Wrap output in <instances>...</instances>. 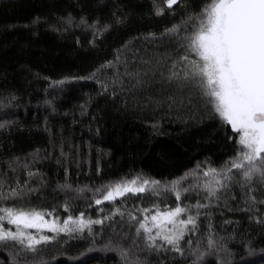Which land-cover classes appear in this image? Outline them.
Returning a JSON list of instances; mask_svg holds the SVG:
<instances>
[{
	"label": "trees",
	"instance_id": "trees-1",
	"mask_svg": "<svg viewBox=\"0 0 264 264\" xmlns=\"http://www.w3.org/2000/svg\"><path fill=\"white\" fill-rule=\"evenodd\" d=\"M207 3L0 0V228L8 208L101 221L34 249L0 240V264H264V178L231 168L238 134L185 76ZM134 179L159 183L103 201ZM177 206L195 225L175 246L148 240L140 223Z\"/></svg>",
	"mask_w": 264,
	"mask_h": 264
},
{
	"label": "snow or ice",
	"instance_id": "snow-or-ice-1",
	"mask_svg": "<svg viewBox=\"0 0 264 264\" xmlns=\"http://www.w3.org/2000/svg\"><path fill=\"white\" fill-rule=\"evenodd\" d=\"M177 3L178 0H167L169 8ZM197 19L199 25L188 37V46L202 63L190 61L185 76L200 77V85L215 111L238 134V143L244 150L231 163V168L244 169L243 176L248 180L257 173L264 178V0H209ZM169 31L175 32L177 29ZM183 59L188 60V57ZM244 162H247V168ZM204 176L211 178L205 185L209 195H216L217 186H223L217 179L219 173L216 169H209ZM149 183L156 185L159 182L143 180L138 184L134 179L118 183L107 191L103 201H112L127 193H144ZM178 183L173 182L172 190L179 200L180 192L176 190ZM18 194L13 189L12 195ZM103 201L97 199L95 203L101 204ZM2 211L6 213L8 223L16 226V231L0 230V240H20L21 243L24 242V229L47 226L52 232H73L82 231L92 223H101L83 218L74 221L70 217L62 227H57L55 222L49 224L41 212L14 211L11 208ZM184 212L185 208L177 206L174 210L164 213L157 211L151 216L152 228L158 229L156 237L163 236L168 244L177 245L185 228L195 225L192 216L186 220L178 219ZM4 219V216H0V220ZM70 224L75 227H69ZM166 224L173 226L171 234H168ZM139 227L149 233L148 240L156 239L151 235L152 228L147 227L146 223H140ZM26 239L27 246L34 249L50 238L41 235L37 239L28 235Z\"/></svg>",
	"mask_w": 264,
	"mask_h": 264
},
{
	"label": "rangeland",
	"instance_id": "rangeland-1",
	"mask_svg": "<svg viewBox=\"0 0 264 264\" xmlns=\"http://www.w3.org/2000/svg\"><path fill=\"white\" fill-rule=\"evenodd\" d=\"M197 59H198V61H200V58L197 56ZM201 63H202V61H200ZM217 113V112H216ZM217 115H218V117L220 118V116H219V114L217 113ZM221 119V118H220ZM222 120V119H221ZM223 121V120H222ZM224 122V121H223ZM225 123V122H224ZM227 124V123H226ZM231 127V126H230ZM233 130V129H232ZM238 139H239V137H238ZM241 148H242V146L241 145H239ZM242 150H244L243 148H242ZM244 163H247V162H244ZM200 172H201V175H200V177H201V179L203 180L202 181V186L204 187V188H207L205 185H206V182H208V181H210V177H205L204 176V172H207L208 171V169H203V170H199ZM217 179H220V175L219 176H217ZM138 181V184L140 183V182H142L141 180H137ZM150 182V181H149ZM214 183V182H213ZM152 184L151 183H149L147 186H146V189H148V187H150ZM150 189V188H149ZM176 190L177 191H179L180 189H179V185H177V187H176ZM179 218V217H178ZM44 219L46 220V221H48V223L49 224H51L52 222H55L56 224H57V227H62L63 226V222L65 221V220H53V219H47V218H45L44 217ZM79 219V218H78ZM78 219H72V220H78ZM66 220H68V219H66ZM6 221H7V219H6ZM7 223H8V221H7ZM153 224V223H152ZM152 224H151V228H152ZM7 225H9L13 230L12 231H16V226L15 225H12V224H7ZM69 227H75V225L74 224H70L69 225ZM3 227H1L0 228V230L2 229ZM165 228L167 229V231H168V234H171V232L173 231V226L172 225H170V224H166L165 225ZM152 229H155V231H158V229H156V228H152ZM43 231H50L49 230V228L47 227V226H44V227H42L41 229H35V228H32V229H24V233H25V236L27 237L28 235H32V236H34V234L36 233V235H37V237L39 238L41 235H44V236H46V233H50V232H43ZM37 238V239H38Z\"/></svg>",
	"mask_w": 264,
	"mask_h": 264
}]
</instances>
